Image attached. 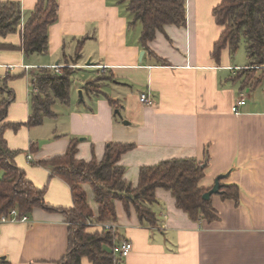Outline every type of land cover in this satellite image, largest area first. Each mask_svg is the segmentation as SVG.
Wrapping results in <instances>:
<instances>
[{
	"label": "crops",
	"instance_id": "1",
	"mask_svg": "<svg viewBox=\"0 0 264 264\" xmlns=\"http://www.w3.org/2000/svg\"><path fill=\"white\" fill-rule=\"evenodd\" d=\"M1 1L19 3L20 30L37 0ZM219 1L186 0V25L164 26L148 42L152 54L141 46V23L132 21L122 0H57L43 53L25 54L19 30L0 35V44L10 46L0 48V85L9 77L0 86V100L13 94L0 127L19 124L5 126L2 136L17 151L14 161L25 177L45 188L51 207L69 208L70 188L40 162L64 154L72 136L78 137L76 158L84 161H99L108 142L132 145L119 163L133 186L142 166L192 158L204 162L200 187L211 188L218 177L220 188L238 187L235 200L222 197V191L211 195L216 218L210 221L192 219L163 188H156L150 205L154 225L116 201L114 243L132 244L117 264H264V97L258 96L264 94V76L257 69L244 82L248 73L238 71L247 64H236L228 48L214 59L221 27L212 9ZM54 65L73 68L69 103L55 101L53 116L28 127L32 74ZM87 81L97 89L88 91ZM147 91L151 104L139 100ZM243 93L247 98L236 114L231 109ZM85 188L96 213V204L89 202L92 191ZM27 217L0 223V259L57 264L68 246L64 213L34 207ZM81 264L91 263L82 258Z\"/></svg>",
	"mask_w": 264,
	"mask_h": 264
},
{
	"label": "trees",
	"instance_id": "2",
	"mask_svg": "<svg viewBox=\"0 0 264 264\" xmlns=\"http://www.w3.org/2000/svg\"><path fill=\"white\" fill-rule=\"evenodd\" d=\"M127 2V11L132 21L141 23L139 41L141 46L152 54L148 42L166 25L182 27L186 25V0H122ZM212 14L221 33L213 46L214 59L219 58L223 48L230 55L238 49L240 42L245 43L247 68L238 72L254 74L264 67V0H220L212 9ZM57 18V0H37L28 18L19 30L21 8L16 1L0 0V35L20 31L21 48L25 54L43 53L47 50L48 26ZM80 45V44H79ZM77 46L75 57L80 46ZM0 44V48H9ZM70 68V69H69ZM61 67L59 73L50 68H40L32 74L31 113L24 123L28 127L40 125L44 118L53 116L52 105L55 101L69 103V88L72 67ZM264 76V70L260 78ZM253 75H246L245 81ZM259 77L251 85L259 82ZM4 77L1 87L5 86ZM247 78H249L247 80ZM100 80V78L95 81ZM92 81H87L88 91ZM12 92L0 100V123L6 116ZM114 104L115 100L108 99ZM19 124H3L0 127V216L11 208L18 215L31 212L34 207L46 210H59L64 213L68 224V246L64 256L57 264H81L86 258L91 264H117L118 257L113 252L116 233L110 231L89 232L87 219L96 222H114L116 220V201L125 209L132 206L137 217L149 225L155 224L154 211L150 205L155 202L156 188L168 190L174 197L175 206L186 212L192 219L214 220L216 215L210 198L202 195L209 189L199 186L204 176V162L192 158H171L152 166L139 168L138 179L133 186L124 178V168L119 161L121 155L132 145L108 142L99 161L76 158L77 137H70L64 154L41 161L40 164L52 169V174L62 179L70 188L72 205L69 208H55L44 200L45 188H37L19 168L14 157L17 151L10 150L2 136L5 126L17 127ZM86 186L92 191L96 213H93L87 200ZM222 197L237 199L238 187L225 185L220 188ZM211 197V196H210ZM0 264H11L0 259Z\"/></svg>",
	"mask_w": 264,
	"mask_h": 264
},
{
	"label": "built area",
	"instance_id": "3",
	"mask_svg": "<svg viewBox=\"0 0 264 264\" xmlns=\"http://www.w3.org/2000/svg\"><path fill=\"white\" fill-rule=\"evenodd\" d=\"M61 66L60 65H54L51 67V69L54 70V72L59 73ZM139 100L143 104H151L152 98L149 94V92H141L139 94ZM245 103V100L243 97H241L239 100H237L236 104L232 107V112L238 113L237 107L240 105H243ZM28 220L27 214L18 215V211L16 208H11L6 214H3L0 216V223H6V222H26ZM86 225L89 227H92L94 229H97L99 231H110L112 233H115L116 225L113 222H96L91 219H87ZM132 250V244L128 240H121L119 243L115 244L113 246V252L118 257H126L130 251Z\"/></svg>",
	"mask_w": 264,
	"mask_h": 264
},
{
	"label": "rangeland",
	"instance_id": "4",
	"mask_svg": "<svg viewBox=\"0 0 264 264\" xmlns=\"http://www.w3.org/2000/svg\"><path fill=\"white\" fill-rule=\"evenodd\" d=\"M136 24H137V25H140L139 22H137ZM233 58H235V63H236V64H241V66L247 64V58H246V53H245V43L243 42V40L240 42L238 49H237V50L235 51V53L233 54ZM66 67L69 68L70 66H66ZM261 68H262V70H264V67H261ZM69 69H70V68H69ZM75 73L77 74L78 71L75 72ZM248 75H254V74L250 73V74H248ZM77 78H78V77H77ZM248 79H249V78H247V80H248ZM97 86H98V84L92 83L91 86H90V88L93 89V90H96V89H97ZM104 90H105V89H104ZM258 96H259V98H263V97H264V94L259 93ZM242 97H243L244 100H245V99L247 98L246 93H243V94H242ZM77 138H78V137H77ZM89 202H90V204H91L92 207L95 206V204H94V200H93V199L90 198V199H89ZM85 226L87 227V230H88L89 232H93V231H94V228L87 226L86 223H85ZM98 231H99V230H98Z\"/></svg>",
	"mask_w": 264,
	"mask_h": 264
},
{
	"label": "water",
	"instance_id": "5",
	"mask_svg": "<svg viewBox=\"0 0 264 264\" xmlns=\"http://www.w3.org/2000/svg\"><path fill=\"white\" fill-rule=\"evenodd\" d=\"M142 54H143V51H141L140 55L142 56ZM115 113L118 114V110H116ZM124 123L127 124L126 121H124ZM219 178H220V177L216 178V180H215V182H214V185H213L208 191H206V192L202 195V197H203L204 199L207 200V199L210 198V196H211L212 194L219 193V191H220V185H219V183H218ZM1 258L4 259V257H1Z\"/></svg>",
	"mask_w": 264,
	"mask_h": 264
}]
</instances>
